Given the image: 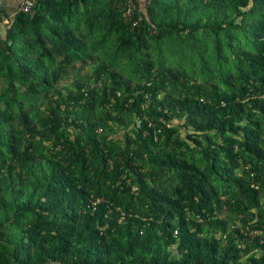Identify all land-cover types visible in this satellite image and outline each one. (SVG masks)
<instances>
[{"label": "trees", "instance_id": "trees-1", "mask_svg": "<svg viewBox=\"0 0 264 264\" xmlns=\"http://www.w3.org/2000/svg\"><path fill=\"white\" fill-rule=\"evenodd\" d=\"M121 1L1 30L0 264H264V0Z\"/></svg>", "mask_w": 264, "mask_h": 264}, {"label": "built area", "instance_id": "built-area-1", "mask_svg": "<svg viewBox=\"0 0 264 264\" xmlns=\"http://www.w3.org/2000/svg\"><path fill=\"white\" fill-rule=\"evenodd\" d=\"M137 0H122L119 4L120 12L122 13L125 21L131 22L134 18V14L137 8L136 5ZM38 3V0H23L18 8V13H28L30 15L35 14V7ZM14 14V15H16ZM14 15H9L8 13L4 12L3 10H0V34L1 30L9 24V22L14 18ZM139 26V23L133 22V29H137ZM236 227L233 226L232 229H235ZM240 232L242 235H244L246 238H249L250 242H255L258 240V242L263 245L264 244V230L253 228L252 230L248 231L243 228L240 229ZM177 235V232L175 233ZM244 242V241H243ZM244 243L240 244L241 248H244Z\"/></svg>", "mask_w": 264, "mask_h": 264}, {"label": "crops", "instance_id": "crops-1", "mask_svg": "<svg viewBox=\"0 0 264 264\" xmlns=\"http://www.w3.org/2000/svg\"><path fill=\"white\" fill-rule=\"evenodd\" d=\"M22 1L23 0H0V10H3L12 16L16 14ZM16 15H14V17Z\"/></svg>", "mask_w": 264, "mask_h": 264}, {"label": "rangeland", "instance_id": "rangeland-1", "mask_svg": "<svg viewBox=\"0 0 264 264\" xmlns=\"http://www.w3.org/2000/svg\"><path fill=\"white\" fill-rule=\"evenodd\" d=\"M82 74L84 75H93L91 66H87L83 69Z\"/></svg>", "mask_w": 264, "mask_h": 264}]
</instances>
